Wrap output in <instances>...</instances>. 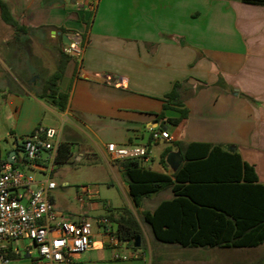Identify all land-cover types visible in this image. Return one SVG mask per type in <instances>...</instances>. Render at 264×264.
Returning a JSON list of instances; mask_svg holds the SVG:
<instances>
[{
    "label": "crops",
    "instance_id": "obj_1",
    "mask_svg": "<svg viewBox=\"0 0 264 264\" xmlns=\"http://www.w3.org/2000/svg\"><path fill=\"white\" fill-rule=\"evenodd\" d=\"M2 1L19 27L7 22L0 8V98L7 109L6 127L0 131L10 144L7 157L17 155L16 166L35 172L34 187L46 179L42 167L47 153L37 168L30 167L22 141L38 126L59 130L60 142L72 150L71 161L96 162L104 157L114 162L111 168L129 194L123 159L112 157L108 142L148 145L147 158L138 156L143 165L169 175L185 163L178 142H212L238 152L264 183V4L98 0L90 11L78 0ZM74 30L83 35L81 60L62 51L65 38ZM59 67L63 72L57 86L67 96L63 109L60 98L46 90ZM176 82L181 104L166 107V95ZM153 129H167L171 138L153 141ZM161 141L165 144L157 157L154 146ZM173 195L171 187L162 188L136 207L143 215V210H154ZM155 197L159 200L153 208L144 207ZM56 208L66 216L62 206ZM228 248L244 251L229 264H264V245L211 247L149 241L121 260L125 264H218L216 258L228 259ZM117 260L114 254L113 259L97 261H81V254L77 256L78 264H120Z\"/></svg>",
    "mask_w": 264,
    "mask_h": 264
},
{
    "label": "trees",
    "instance_id": "obj_2",
    "mask_svg": "<svg viewBox=\"0 0 264 264\" xmlns=\"http://www.w3.org/2000/svg\"><path fill=\"white\" fill-rule=\"evenodd\" d=\"M264 4V0H240ZM3 18L15 26L6 4L0 0ZM63 69L59 67L48 79L47 92L60 98L64 108L65 93L57 83ZM179 83L167 93L166 107L181 104ZM173 122L179 119L169 118ZM185 163L172 175L143 165L140 157L123 159L124 175L129 181L135 206L145 197L162 188L171 187L173 197L162 200L154 210H143V219L150 225L157 240L184 246L257 247L264 245V183L252 165L244 162L238 152L225 150L207 141L177 143ZM72 156L69 145L60 142L57 162H67ZM107 217L118 223V236L128 240L134 250L142 249L144 232L140 219L129 206ZM141 238V248L135 245ZM264 256V252H263ZM248 264V263H238Z\"/></svg>",
    "mask_w": 264,
    "mask_h": 264
},
{
    "label": "built area",
    "instance_id": "obj_3",
    "mask_svg": "<svg viewBox=\"0 0 264 264\" xmlns=\"http://www.w3.org/2000/svg\"><path fill=\"white\" fill-rule=\"evenodd\" d=\"M98 0H78L93 11ZM69 41L62 45V51L81 60L85 47L79 30L68 34ZM111 79V78H110ZM152 140L169 139L167 129H153ZM60 144L59 130L55 127H36L22 141L24 159L28 166L37 168L41 160L46 179L37 187L35 172H27L18 166L17 155L3 157L0 144V264H10L11 255L25 253L32 256V248L38 250L33 264H78L77 256L93 244L96 233L105 235L104 243L114 249V257L128 259L135 253L126 252L128 240L118 236V223L107 216L92 220L86 214L76 220L66 217L54 203L52 191L58 186L52 178L56 153ZM108 152L115 159L142 156L147 158L148 145H125L114 141L106 144ZM90 198L89 189L79 191L78 199L85 202ZM96 226V229H95ZM29 240L22 247L16 242ZM23 249V250H22Z\"/></svg>",
    "mask_w": 264,
    "mask_h": 264
},
{
    "label": "rangeland",
    "instance_id": "obj_4",
    "mask_svg": "<svg viewBox=\"0 0 264 264\" xmlns=\"http://www.w3.org/2000/svg\"><path fill=\"white\" fill-rule=\"evenodd\" d=\"M7 120V109L3 105L0 98V129L5 130ZM55 122H60L54 119ZM0 144L3 157H7L10 144L5 139L3 133L0 131ZM164 141H161L159 145L154 146V154L158 157L161 148L164 146ZM111 164L114 162H108L104 157H100L96 162L83 161L81 163L77 161L67 162H55L52 178L56 180L58 186L53 190L55 195L54 203L57 206H62L66 217L76 216L79 217L82 214H86L92 220L102 216H108L111 213H117L121 207L129 206L133 208L137 217L140 219L144 229V242L161 243L155 239L153 233L149 229L148 225L143 219L140 208H137L133 202L130 194L125 189L122 180L115 170L111 168ZM67 182V184H66ZM89 189L90 198L85 202H81L78 199L79 191L83 188ZM52 193V194H53ZM159 197H155L154 200H150V203H144V207L153 208L158 203ZM96 229V226H95ZM105 235L97 233L93 238V247L90 250H86L81 253V261L83 260H102L113 259L114 250L111 246L104 243ZM30 241L27 239L24 243L28 244ZM23 244H19L22 247ZM23 250V249H22ZM133 247L126 246L125 251L130 252ZM33 255L26 256L24 252L21 254L11 255L10 264H32V259L38 257V250L32 248ZM221 250H219L220 252ZM227 258H216L215 262L218 264H226L232 262L236 258H241L244 251L234 250L228 248ZM120 264H125L123 260H117Z\"/></svg>",
    "mask_w": 264,
    "mask_h": 264
},
{
    "label": "water",
    "instance_id": "obj_5",
    "mask_svg": "<svg viewBox=\"0 0 264 264\" xmlns=\"http://www.w3.org/2000/svg\"><path fill=\"white\" fill-rule=\"evenodd\" d=\"M65 40H66V42H68V41H69V38L67 37V38H65ZM180 158H181V157L178 155V156H177V160H180ZM135 245H136L137 247L141 248V238H140V236H138V237L136 238Z\"/></svg>",
    "mask_w": 264,
    "mask_h": 264
}]
</instances>
